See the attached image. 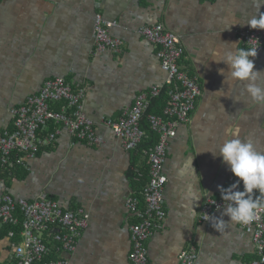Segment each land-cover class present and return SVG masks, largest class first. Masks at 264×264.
Masks as SVG:
<instances>
[{"label":"crops","instance_id":"crops-1","mask_svg":"<svg viewBox=\"0 0 264 264\" xmlns=\"http://www.w3.org/2000/svg\"><path fill=\"white\" fill-rule=\"evenodd\" d=\"M257 11V0H0V135L10 128L11 108L37 94L46 80L61 77L86 87L85 114L101 140L90 147L61 130L52 146L28 162V171L0 173V192L14 199L44 196L63 208L86 211L88 226L67 256L69 264H129L135 218L125 201L146 184L147 161L141 145L125 151L99 123L118 119L138 94L164 84L156 50L136 33L154 24L180 38L179 66L197 79L201 95L190 122L168 143L165 220L147 243V264H177L190 244L197 249L194 264H246L252 258L248 232L231 222L213 226L224 209L213 212L208 224H198L197 216L204 198H217L218 186L233 175L219 155L233 133L264 152V104L246 93V81L228 78L221 61L230 45L245 47L236 32L251 28L247 23ZM96 14L115 23L110 33L123 41L119 54L94 53ZM217 50L221 54L213 56ZM252 59L264 87V48ZM10 254L0 224V264Z\"/></svg>","mask_w":264,"mask_h":264},{"label":"built area","instance_id":"built-area-1","mask_svg":"<svg viewBox=\"0 0 264 264\" xmlns=\"http://www.w3.org/2000/svg\"><path fill=\"white\" fill-rule=\"evenodd\" d=\"M113 27L114 22L100 14L94 16L95 54L120 53L123 41L111 35ZM136 33L156 50L166 80L138 94L118 119H103L99 125L110 130L125 151L136 150L146 138L143 121L156 135L155 145L144 151L147 182L125 201L127 212L135 218L129 227V264H147V243L165 220L163 166L168 143L180 126L190 122L201 89L197 79L179 66L183 51L180 38L174 32L162 24H154L141 26ZM236 35L243 46L257 47V52L264 48V29L248 28ZM85 93L84 85L75 87L64 78L56 77L46 80L39 92L28 96L22 105L11 108L10 128L0 135V173L11 176L18 169L28 171V162L52 146L61 130L74 142L90 147L100 145L96 124L85 114ZM162 93H166L167 100L161 112L146 114L152 101ZM237 179L230 175L224 188ZM237 190H243L242 182ZM229 203L223 201L221 193L217 198L206 196L197 216L198 224H208L213 212L224 209ZM88 219L84 209L63 208L44 196L27 201L0 192V224L11 228L7 232L11 254L4 264H69L67 256L77 249ZM238 226L249 233L252 244V258L246 264H264V210L258 212L257 219L250 225ZM15 238L19 240L14 242ZM177 259V264H194L196 247L190 244Z\"/></svg>","mask_w":264,"mask_h":264},{"label":"clouds","instance_id":"clouds-1","mask_svg":"<svg viewBox=\"0 0 264 264\" xmlns=\"http://www.w3.org/2000/svg\"><path fill=\"white\" fill-rule=\"evenodd\" d=\"M261 5H264V2L257 0V14L247 23L252 29H264V12H259ZM237 45H230L221 60L228 66V78L246 81V93L256 103L264 104V87L257 83L261 72L254 71L252 59L257 56V47ZM220 54L219 50L212 52L213 56ZM219 155L238 179L227 188L218 186L223 201L230 203L224 208L221 218H213L218 222L213 226L216 229L222 228L228 222L241 226L250 225L257 219L258 212L264 210V152L257 151L250 140H241L233 133V138L220 146ZM241 182L243 190H237ZM257 192L259 195H256ZM223 216L229 218L227 222L223 220Z\"/></svg>","mask_w":264,"mask_h":264},{"label":"trees","instance_id":"trees-1","mask_svg":"<svg viewBox=\"0 0 264 264\" xmlns=\"http://www.w3.org/2000/svg\"><path fill=\"white\" fill-rule=\"evenodd\" d=\"M166 100H167L166 93H162L159 96V98L152 101V103H151L149 109L147 110L146 114H159L161 112V110L163 109V107L165 106ZM142 127L146 132V138L142 142V144L140 146V150L148 151L149 149H151L155 145L156 135L148 129V126L146 125L145 121H143ZM134 176H135V174L133 175V177ZM5 230L7 233L9 230H11V228L5 227ZM16 231L18 232V229H16ZM18 240H19L18 238L13 239L14 242H16Z\"/></svg>","mask_w":264,"mask_h":264},{"label":"bare ground","instance_id":"bare-ground-1","mask_svg":"<svg viewBox=\"0 0 264 264\" xmlns=\"http://www.w3.org/2000/svg\"><path fill=\"white\" fill-rule=\"evenodd\" d=\"M120 143V142H119Z\"/></svg>","mask_w":264,"mask_h":264}]
</instances>
